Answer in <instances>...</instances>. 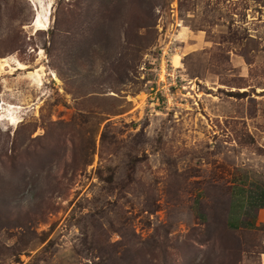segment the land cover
<instances>
[{"label":"rangeland","instance_id":"rangeland-1","mask_svg":"<svg viewBox=\"0 0 264 264\" xmlns=\"http://www.w3.org/2000/svg\"><path fill=\"white\" fill-rule=\"evenodd\" d=\"M0 58V264H264V0H0Z\"/></svg>","mask_w":264,"mask_h":264},{"label":"crops","instance_id":"crops-1","mask_svg":"<svg viewBox=\"0 0 264 264\" xmlns=\"http://www.w3.org/2000/svg\"><path fill=\"white\" fill-rule=\"evenodd\" d=\"M225 222L233 230L264 225V191L252 192L244 186L234 188Z\"/></svg>","mask_w":264,"mask_h":264},{"label":"bare ground","instance_id":"bare-ground-1","mask_svg":"<svg viewBox=\"0 0 264 264\" xmlns=\"http://www.w3.org/2000/svg\"><path fill=\"white\" fill-rule=\"evenodd\" d=\"M42 16V15H41ZM43 17V16H42ZM45 19V18H43ZM33 27L35 28V31H42L45 30L48 27L47 21L46 20H42L39 12L36 15V19L33 23ZM174 64L176 65L177 68L180 67V62H179V58L174 59ZM11 68V70H17V71H26L27 70V66H25L24 64L20 63L19 61H17L14 58H0V69L3 70L5 68ZM42 69H36L35 71L32 72H27V76L36 84H41L42 80H41V72ZM51 75L55 78L56 81H58L56 75L52 72ZM4 109V108H3ZM2 109V110H3ZM9 115V114H8ZM11 121L13 125L17 124V120L11 116Z\"/></svg>","mask_w":264,"mask_h":264},{"label":"water","instance_id":"water-1","mask_svg":"<svg viewBox=\"0 0 264 264\" xmlns=\"http://www.w3.org/2000/svg\"><path fill=\"white\" fill-rule=\"evenodd\" d=\"M35 21V20H34Z\"/></svg>","mask_w":264,"mask_h":264}]
</instances>
